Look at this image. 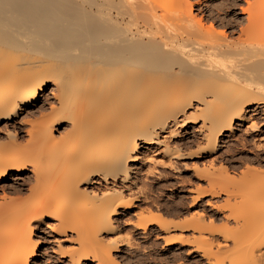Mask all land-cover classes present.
<instances>
[{
    "label": "bare ground",
    "instance_id": "obj_1",
    "mask_svg": "<svg viewBox=\"0 0 264 264\" xmlns=\"http://www.w3.org/2000/svg\"><path fill=\"white\" fill-rule=\"evenodd\" d=\"M48 88L52 100L37 107ZM46 108L50 115H40ZM23 113H39V120H19ZM24 124L30 129L17 128ZM245 124L258 144L244 150L238 181L264 185V0H0V135L7 139L0 144V185L28 168L34 176L25 199L1 197L0 264L36 258L35 225L68 243L73 234L81 248L96 243L92 255L59 248L70 264H119L113 254L130 237L120 236L115 217L137 208L140 198L148 202L145 190L133 192V175L149 165L145 176L166 182V171L180 172L177 161L214 155ZM58 127L63 134L56 137ZM22 133L24 146L18 145ZM210 161L202 169L183 164L210 187H198L191 205L231 197L217 182H234L233 172ZM249 192L241 197L251 202L243 218L206 203L216 220L260 231L259 242L231 244L235 253L246 252L241 263L224 256L228 234L201 228L203 212L191 225L145 209L134 215L136 223L124 225L217 235L221 242L210 243L209 251L195 249L201 258L212 253L216 264H264V193ZM103 234L114 237L103 243Z\"/></svg>",
    "mask_w": 264,
    "mask_h": 264
},
{
    "label": "rangeland",
    "instance_id": "obj_2",
    "mask_svg": "<svg viewBox=\"0 0 264 264\" xmlns=\"http://www.w3.org/2000/svg\"><path fill=\"white\" fill-rule=\"evenodd\" d=\"M201 2H203V0H201ZM237 12L239 13V11ZM50 90L51 88H48L45 91L44 96L40 98V102H38L37 107H41L44 100H52V97H51L52 95L50 94ZM36 109L38 108H35L34 111H37ZM189 112L192 113L193 111L189 110ZM41 114L50 115V110L46 108L45 110L41 111L40 115ZM40 115L39 113H34L33 116L31 115L29 116L28 114L23 113L22 115H20L21 117L19 118V120H23V121L28 120L30 122L34 120L38 121ZM246 125L248 124H245L243 128H238V131H236L233 136L229 138H224L223 141L224 142L226 141V142L222 143V147L214 155L205 156V157L193 159V160L177 161V165L179 164L178 167H180V172L170 173L166 171L165 172L166 178H167L166 182H160L156 180L154 177L145 176L146 175L145 171H147V169L149 168V165H146L144 168H142V171H140L138 175L136 176L133 175L132 182L136 183V189L134 188L133 192L138 193L139 190H145V192H147L146 196L148 197V202L144 203L143 198H140L138 202H135V205L137 206V208H134L128 211H123L122 209H120L119 211L121 213L120 216L115 217L116 219H118L117 220L118 225H120L122 228L120 232L121 233L120 236L122 237L124 235L123 236L124 238L126 234L127 235L129 234V237H130L129 239L130 241L127 240L129 241L128 242L129 247L126 244L127 243L126 238H124L125 241L119 240L120 241L119 243H123V244L119 248V252L113 254V256L119 260V264H214L216 262L215 258L212 256V253H211V258H210L211 261H210V260L201 258L200 253L196 252L195 249L209 251L210 248H207V247H209L210 243L212 242L216 243V241L221 242V237L217 235L209 236L206 233L200 234L199 232H193L190 229H187L185 231H180L179 229H177V230H171L169 232L168 231L165 232V231L159 230L155 226H150L144 232H142V231L136 230L131 225H124V223L128 221L130 222L132 221L131 223H136V221H138V218H136V216L134 215L138 211L145 210V209H151V211L153 210V212L160 211V213H162L166 218L172 219L179 223L188 222L191 225H193L192 223L194 224L196 223L195 221L196 213L203 212L206 217L203 222H200L201 225L203 224V226L201 227L202 229L204 230L206 229L207 231L213 230L214 232H218V233L220 232L225 236L228 234V236H226L228 237V242H227L228 246L226 248L228 249L229 247L228 249L229 251L226 249L227 252L224 254L226 250L223 249L225 250L223 251L224 256H227V258L232 259L231 260L232 262L235 261L234 263H239V262L241 263L244 261L245 251L243 250L244 252L242 253L237 251L238 253H235L234 251H232L233 247L231 244H233V242H235L237 239H238L237 242H246L247 240H250V238L256 239V236H257L256 233L260 231L258 230V228H254V227L252 228L250 226L248 227V225L243 226V223L241 222L239 223L226 222L223 219L216 220L214 216L215 211L211 210L210 207L206 205V203L211 202V204L214 205V207L215 206L225 207L223 215H229V214L235 213V215H238L240 218L241 217L243 218L244 215L245 216L247 215L246 214L247 210L245 208L251 202L249 201V203L248 202L246 203L245 201H242L243 199L241 197L244 195L247 196V192L249 191L259 192L261 190V192L264 193V185H262L263 181H260V179H256L253 182L250 181L249 183L248 182L242 183V181L240 182L238 181V178L241 172L245 170V163L240 158H242L243 155L247 154V152H245L244 150H249V149L254 150L253 144L257 143V142H254V143L252 142L255 139L254 133H248L247 135L245 134V131L247 128ZM191 126L193 125H189L188 127H191ZM29 127H30L29 124H24V125H18L17 128H19L20 130L22 129L23 131V130H27ZM57 129H58V134H55L56 137L63 134V132H61V129L59 127ZM189 131L191 132V129H189ZM20 136H19L20 138H18V145L24 146L28 137L24 133L20 134ZM21 138L26 139L25 142ZM0 141H1L0 144L2 142L5 144V142H7V139L4 135H0ZM244 145H245V149L243 148ZM190 149L191 151H193L195 147H192ZM190 149H186V151L185 150L184 151L187 152L188 150L190 151ZM140 152L145 153V150L142 149ZM248 156L251 157L250 154H248ZM212 159L215 160L214 162L215 169L219 168L220 164H224L228 166L230 168V171L233 172L232 176H234L235 181L237 180L238 183L236 182V184H234L235 181L232 182L231 180H230L231 182H227V181L225 182V180H220V182H217L218 185L221 186L223 189L225 188V190L228 189V191L230 192L229 194L231 195L230 198H228L226 195H220L218 198L206 197L202 199L200 202H198L197 204L191 205L192 199L197 196L195 193V190L198 187L204 190H208L210 187H208V183L206 181L204 180L198 181L197 179H195L193 177V172L191 170H185L183 168V164L187 165L188 167H191L194 164V165H197L200 169H202L203 166L207 167L209 163L211 162L210 160ZM137 167L141 169V166L139 164L137 165ZM260 169L262 171L264 170V164H262V166L260 165ZM30 170L31 169L28 168V170L24 172V175L19 180H15L12 178L11 180H8L7 182L2 183L3 185L2 184L0 185V203L3 202L1 197L5 195H6L5 196L6 202L10 201L11 199L13 200V198L14 200H19V199L23 200L27 196H29L28 190L26 189H28V187L30 186H33V183H34V176L30 172ZM157 171L160 174L165 175L164 173H162V169L158 168ZM20 184L24 185V189L21 192H17L16 187L17 185L19 186ZM243 186L245 187V189H243L244 188ZM2 189H5V190L7 189V190L3 192L1 191ZM239 202L241 203L239 204V206H237ZM172 211L173 213L170 214L169 212H172ZM193 217L195 220H193ZM50 222L51 221H49V223ZM188 223H185V224H188ZM53 225L57 226L58 222L56 221L51 222L50 226H53ZM38 227L37 225H35V235L32 237V241L35 244L39 243V246L35 251L36 258H31L29 264H70L67 258L60 257L59 248H61L63 251H66V252H70L71 250L72 251L74 250L73 252L72 251L71 252L75 255L76 253L77 254L79 253L78 250L82 251V248H83L82 244H81L82 248L80 247V245L77 246V244L76 245L73 244L76 240L75 235L68 234V237H69L68 239H70V241L75 239L73 240V242L68 243V242L62 241L64 238L52 233L45 226L38 225ZM248 234L249 236L247 237ZM103 237H105L106 240H104ZM113 237L114 236H110V235L106 236L103 234L102 236L103 243L104 241L105 243L106 242L108 243L107 240H109V238L113 239ZM178 237H181L182 240H188L189 243H187L186 245H182L179 241H176L171 246L165 245V241H164L165 239L178 238ZM256 240H252V241H254L255 243L260 241V239L258 238ZM249 242H251V240ZM93 243L95 242L86 241L84 243L85 246L83 249H85L86 252L88 251L89 253L88 252L87 253L89 255L90 254L92 255L93 254L92 251L96 250L97 245L95 246L96 243L95 244ZM74 247H76L77 249ZM211 249H212L211 252H213V254L217 253V251L214 250L215 249L214 247H212ZM230 251H231V254H229ZM90 261L91 260H87V261L82 262L81 264H94L93 262H90Z\"/></svg>",
    "mask_w": 264,
    "mask_h": 264
}]
</instances>
